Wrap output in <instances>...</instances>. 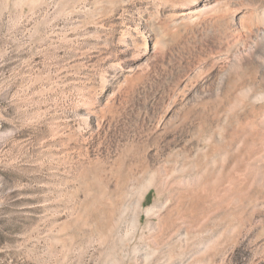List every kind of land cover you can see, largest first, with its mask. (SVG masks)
<instances>
[{
  "label": "rangeland",
  "instance_id": "rangeland-1",
  "mask_svg": "<svg viewBox=\"0 0 264 264\" xmlns=\"http://www.w3.org/2000/svg\"><path fill=\"white\" fill-rule=\"evenodd\" d=\"M260 7L0 0V264H264Z\"/></svg>",
  "mask_w": 264,
  "mask_h": 264
},
{
  "label": "bare ground",
  "instance_id": "bare-ground-1",
  "mask_svg": "<svg viewBox=\"0 0 264 264\" xmlns=\"http://www.w3.org/2000/svg\"><path fill=\"white\" fill-rule=\"evenodd\" d=\"M255 30L258 32L257 42H262L264 40V7L257 8L255 11ZM255 45V44H254ZM255 47V46H254ZM253 48V44H252ZM263 54V53H262ZM244 101L246 102H256L259 100H264V92L259 86L254 89V92L245 93Z\"/></svg>",
  "mask_w": 264,
  "mask_h": 264
}]
</instances>
